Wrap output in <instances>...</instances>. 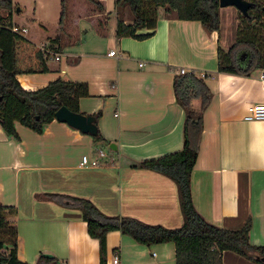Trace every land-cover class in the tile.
<instances>
[{"label": "crops", "instance_id": "1", "mask_svg": "<svg viewBox=\"0 0 264 264\" xmlns=\"http://www.w3.org/2000/svg\"><path fill=\"white\" fill-rule=\"evenodd\" d=\"M230 11L221 8L220 18ZM132 18L122 22L133 24ZM0 19L15 24L13 6L0 11ZM118 22L113 30L110 24L103 38L91 23L87 29V22L80 21L81 38L61 53H51L49 73L18 78L28 91L58 79L87 84L89 97L80 100L79 108L85 115L101 113L97 126L104 140L97 143L57 120L41 135L17 124L19 141L0 126V204L15 208L11 221L17 229L19 261L37 264L50 254L61 264H114L115 256L119 264L177 263L175 244L147 247L120 231L108 234L103 260L100 243L89 236L82 213L43 196L88 199L108 216L182 227L175 183L139 168L184 147L186 115L174 92L181 70L207 76L212 93L191 177L194 206L206 221L227 230H239L251 219V242L264 246V122L244 120L251 105L264 104V70L251 71V56L238 49L241 73L219 72L221 29L208 33L200 22L181 21L167 9L159 10L154 35L144 41L119 39ZM112 51L115 56H110ZM99 150L107 155L100 167L81 166L84 156L94 159ZM223 264L256 263L228 252Z\"/></svg>", "mask_w": 264, "mask_h": 264}, {"label": "trees", "instance_id": "2", "mask_svg": "<svg viewBox=\"0 0 264 264\" xmlns=\"http://www.w3.org/2000/svg\"><path fill=\"white\" fill-rule=\"evenodd\" d=\"M247 1L252 3V7L247 17L238 11L240 25L236 42L228 51L219 48L221 73H241L235 58L238 49L246 50L251 56V71L264 70V0ZM0 2L2 7L12 10L11 0ZM74 2L70 21L69 17L66 18L67 0L63 1L61 24L67 23V26L45 48L36 45L26 36L14 33L12 27L15 24L10 19H0V126L8 137L16 141L20 140L17 124L41 135L49 124L56 121V113L60 108L66 107L71 112L82 114L79 102L82 98L89 97L87 84L58 79L42 89L28 91L18 79L25 74L49 73L51 53H61L65 47L76 44L81 38L80 21L91 23L98 35L108 37L109 14L103 2ZM124 7L130 9L134 23L118 22L119 39L144 41L151 38L156 30L160 9L175 12L181 21L200 22L208 33L220 32L221 29L219 0H117V12ZM87 11L89 14H85ZM139 31L148 33L138 34ZM206 78L207 76L203 78L194 72L175 76L176 102L186 115L184 147L180 152L139 165V168L163 175L175 183L183 217L182 227L168 229L161 225H149L135 218L108 216L88 199L60 194L43 196L45 200L82 213L89 236L100 243L102 258L108 234L120 231L147 247L175 244L176 264H223L224 255L228 252L256 264H264V246H255L251 242V219L239 230H227L206 221L193 203L191 177L199 155L204 113L212 101ZM87 116L95 117L97 125L101 113ZM94 140L97 143L104 142L100 132ZM15 212V208L0 204V234L3 236L0 239V264H23L17 256V229L11 221ZM37 264L61 263L56 258L46 259L41 256Z\"/></svg>", "mask_w": 264, "mask_h": 264}, {"label": "rangeland", "instance_id": "3", "mask_svg": "<svg viewBox=\"0 0 264 264\" xmlns=\"http://www.w3.org/2000/svg\"><path fill=\"white\" fill-rule=\"evenodd\" d=\"M13 11L15 15V24L24 26L28 29L29 33L27 38H33L34 41L40 46L46 45L51 39L56 38L60 34L61 29L67 26V23L61 24V17L63 12L64 0H11ZM75 0H67L66 12L67 17L72 19L71 7L75 5ZM77 1V0H76ZM105 6L106 12L109 14V26L112 25V30L116 21H126L127 23L132 21V15L128 8H121L120 12H117L116 2L117 0H100ZM0 2V11L6 9L2 7ZM93 9V8H92ZM230 9V12L223 13L221 16V39L223 49L228 51L229 47L236 42L237 29L240 25L239 12L236 8L230 7L222 10ZM94 12V11H93ZM95 13V12H94ZM230 13V15H228ZM89 14V12H85ZM116 20V21H115ZM66 21V20H65ZM235 24L237 28L231 26ZM84 27L89 29V23H85ZM91 37V35H90ZM229 41V47L226 42ZM10 236V235H9ZM3 238L0 234V239Z\"/></svg>", "mask_w": 264, "mask_h": 264}, {"label": "water", "instance_id": "4", "mask_svg": "<svg viewBox=\"0 0 264 264\" xmlns=\"http://www.w3.org/2000/svg\"><path fill=\"white\" fill-rule=\"evenodd\" d=\"M220 8H236L243 16L247 17L252 3L247 0H219ZM56 120L60 123L67 124L69 127L80 131L83 134H88L97 137L99 134L98 126L96 125V118L71 112L66 107L60 108L56 113ZM110 149L116 151L117 147L114 144L110 145ZM44 258L53 259L50 254H44ZM264 263V258L262 259Z\"/></svg>", "mask_w": 264, "mask_h": 264}, {"label": "built area", "instance_id": "5", "mask_svg": "<svg viewBox=\"0 0 264 264\" xmlns=\"http://www.w3.org/2000/svg\"><path fill=\"white\" fill-rule=\"evenodd\" d=\"M12 30L14 33L27 36L28 34V29H22L18 25H13ZM116 52L112 51L110 53V56H115ZM56 60L59 61V57H55ZM180 74H186L185 70H181ZM203 78L205 76H202ZM260 81L264 85V71L260 75ZM244 120L246 122H264V104H256V105H251L248 109L247 115L244 117ZM107 155L103 150H99L97 152V155L94 159H91L88 156H84L82 161H81V166L84 167H91V168H98L101 166V160L106 158ZM120 259L118 256H115L114 258V264H119Z\"/></svg>", "mask_w": 264, "mask_h": 264}]
</instances>
